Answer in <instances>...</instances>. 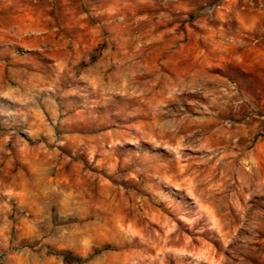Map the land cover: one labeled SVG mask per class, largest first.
I'll return each mask as SVG.
<instances>
[{
    "label": "rangeland",
    "instance_id": "374dc122",
    "mask_svg": "<svg viewBox=\"0 0 264 264\" xmlns=\"http://www.w3.org/2000/svg\"><path fill=\"white\" fill-rule=\"evenodd\" d=\"M0 264H264V0H0Z\"/></svg>",
    "mask_w": 264,
    "mask_h": 264
},
{
    "label": "trees",
    "instance_id": "16d2710c",
    "mask_svg": "<svg viewBox=\"0 0 264 264\" xmlns=\"http://www.w3.org/2000/svg\"><path fill=\"white\" fill-rule=\"evenodd\" d=\"M68 259H71V258H68ZM72 260V259H71Z\"/></svg>",
    "mask_w": 264,
    "mask_h": 264
}]
</instances>
